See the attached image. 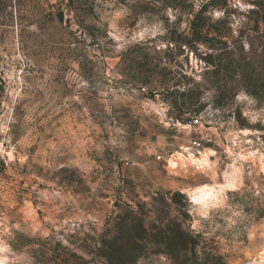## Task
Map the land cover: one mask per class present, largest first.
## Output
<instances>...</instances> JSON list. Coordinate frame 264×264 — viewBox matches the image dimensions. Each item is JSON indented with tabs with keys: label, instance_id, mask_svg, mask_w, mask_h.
<instances>
[{
	"label": "rangeland",
	"instance_id": "rangeland-1",
	"mask_svg": "<svg viewBox=\"0 0 264 264\" xmlns=\"http://www.w3.org/2000/svg\"><path fill=\"white\" fill-rule=\"evenodd\" d=\"M263 7L0 0V264H264Z\"/></svg>",
	"mask_w": 264,
	"mask_h": 264
},
{
	"label": "trees",
	"instance_id": "trees-1",
	"mask_svg": "<svg viewBox=\"0 0 264 264\" xmlns=\"http://www.w3.org/2000/svg\"><path fill=\"white\" fill-rule=\"evenodd\" d=\"M176 1V0H175ZM182 1V0H179ZM264 11V7H263ZM211 21L210 15H208L207 9L205 4L200 6L199 8L192 11L190 16V27L193 29L194 32L201 34V37L208 36L209 33H215L219 36V38L223 37V34H219L220 32L217 30H211L208 27V23ZM264 24V18H263ZM201 39V38H200ZM220 56V55H219ZM217 57L213 53L210 54V60L207 61V65L214 75L220 76L224 75L232 69H236L237 59H235L233 53L226 52L224 56Z\"/></svg>",
	"mask_w": 264,
	"mask_h": 264
}]
</instances>
